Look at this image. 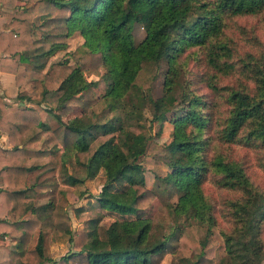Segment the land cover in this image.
I'll return each mask as SVG.
<instances>
[{"label":"trees","instance_id":"16d2710c","mask_svg":"<svg viewBox=\"0 0 264 264\" xmlns=\"http://www.w3.org/2000/svg\"><path fill=\"white\" fill-rule=\"evenodd\" d=\"M14 1L0 0L4 8H14L1 11L11 19L0 29V70L13 73L18 86L36 79L42 88L38 98L18 95V103H7L0 94V129L11 144L0 147V197L9 217L7 231L18 238L14 251L1 252L5 261L1 258L0 264L58 261L43 253L45 233L54 242L68 235L69 249L59 260L72 264H161L168 243L148 242L156 191L145 185L141 158L153 160L146 155L148 129L152 122L164 123L171 111L174 126L165 161L171 170L164 180L178 192L172 213L196 220L204 234L194 246L185 235L193 223L167 230L165 239L176 232L180 238L169 264H222L214 258L218 243L211 227L216 217L203 191L211 171L219 174L221 187L241 193L229 203L234 225L225 235L227 258L232 264H261L264 191L253 187L241 164L211 155L210 149L215 141L264 151V52H248L236 61L223 35L225 15H255L264 9V0H21L31 2L29 6ZM135 24L145 32L137 44ZM35 29L42 33L39 37H33ZM75 31L84 41L69 53L71 62L57 60L43 71L44 59ZM187 48L195 49L190 59L198 54V77L220 94L227 108L214 133L209 132L215 123L209 107L215 103L205 93L182 88L179 81ZM163 61V95L153 98L151 80ZM236 64L253 86L219 84L220 76ZM91 75H100L104 83L99 99L93 90L97 79H88ZM180 87L183 95L174 103ZM97 100L102 113L92 118L87 111ZM74 108L81 114L65 119ZM42 110L56 124L43 121ZM58 150L65 172L72 161L62 184H81L99 169L105 176L96 197L98 214L84 229L71 230L64 189L37 205L31 195L28 175L54 162ZM100 212L116 217L99 223ZM35 232L37 242L29 249ZM192 254L194 260H189Z\"/></svg>","mask_w":264,"mask_h":264},{"label":"rangeland","instance_id":"374dc122","mask_svg":"<svg viewBox=\"0 0 264 264\" xmlns=\"http://www.w3.org/2000/svg\"><path fill=\"white\" fill-rule=\"evenodd\" d=\"M21 1V0H19ZM31 5V2L27 6ZM25 6V5H24ZM225 29L224 36L228 39V44L232 50V58L236 61L251 52L254 55H259L264 52V9L255 15H225ZM35 25H37L39 20L35 19ZM42 33L35 29L33 31V37H39ZM145 32L141 24H135L132 28V36L135 44L139 43L144 38ZM84 41L83 37L78 31L72 32L66 38V43L62 48L55 51L52 55L44 59L45 66L43 71L48 69L50 64L54 61L61 60L64 58H69V53L77 45ZM195 48V47H194ZM187 48L183 58L181 59L180 65V75L179 81L184 86H189L193 90H197V93H205L215 104L209 107V110L213 112L214 116V126H212L210 133H214L220 119L227 115V108L225 104L221 101L220 94L212 91L208 85L201 81L197 73L201 70V66L198 61V54L194 53L193 59L188 57L189 52H194L195 49ZM167 62L163 61L157 70V73L151 82V96L160 97L163 95L164 90V76L166 72ZM238 65V64H236ZM103 68L100 69V72ZM88 79H97V84L93 87L94 95L99 99L100 95L104 89V83L100 75H91ZM219 81V80H218ZM248 82L251 86L252 81H248L246 74L241 72L238 65L233 71L226 75L220 76L219 84L221 86L226 84H237V83ZM22 90L18 91L17 94L11 95L8 98L7 103H18V95H26L33 98H38L40 96V91L42 84L39 80L30 79L23 82ZM182 88L180 87L175 92L174 103L180 101L183 95ZM100 103L97 100L92 104L87 111V115L99 116L102 113ZM82 110L80 108H74L70 111L65 119L72 120L81 114ZM172 111L168 114V119L164 123L152 122L148 133H150L149 141L146 148V155L154 159H158V162L153 160H146L142 157L143 165V176L144 182L147 187L154 188L156 191V196L153 200V212L151 219V228L148 233V242L164 241L168 243V250L166 256L162 260L161 264H169L170 254L179 246L180 238L177 237V232L172 236V238L165 239V234L167 230L172 229L173 225L178 223L183 225L185 223H193L192 227L188 228L185 232L190 244L197 246L200 238L203 237V228L198 227L195 224L196 220L186 218L182 215L180 218L173 216L172 208L174 202L177 200L178 192L171 183L164 180L165 174L171 169L165 163L166 158L169 157L167 143L172 139V132L174 122L172 120ZM108 116V115H107ZM147 124H149L150 113L146 111ZM40 117L43 121L50 123L51 125L56 124L54 118L48 114L45 110L40 111ZM90 117V116H89ZM150 131V132H149ZM213 145L210 149L211 155L221 154L224 160L234 161L241 164L244 173L249 177L253 187L260 191H264V151L260 148L256 149L252 146H246L239 143L233 144H221L213 141ZM55 161L48 163L41 167L40 169L32 171L28 175V183L32 187L31 195L33 196L34 203L41 204L49 199H53L54 193L57 189H64L66 191V197L68 199L67 210L70 215L71 230L84 229L88 226V219L94 217L98 214V204L96 202V197L101 189L102 184L105 181L104 173L99 169L95 175L90 178L85 179L81 184L67 186L62 184L63 175L67 172L70 167L68 164V169L64 171L63 158L61 157V151L58 150L55 153ZM62 158V159H61ZM263 160V161H262ZM219 174L215 172H210L208 179L204 183V194L206 195L208 202L213 206V211L215 214V224L211 227V236L218 243V247L214 250V258L220 261L222 264H232L227 258L225 241L226 236L231 232L233 227L232 216L230 213L231 201H235L241 196L238 190L225 189L221 187L217 179ZM100 222H104L107 219H114L115 214L100 212ZM263 239H264V222H263ZM67 236L59 239L57 241H51L50 235L45 233L43 241V253L46 257L57 259L58 261L50 262L48 264H72V262H67L59 260L60 256L67 253L69 249V244L67 241ZM37 242V233L35 232L33 238L28 244L29 248H33ZM189 260H194V255L189 256ZM43 262L42 264L46 263ZM264 264V259L262 263Z\"/></svg>","mask_w":264,"mask_h":264},{"label":"crops","instance_id":"0c3cea01","mask_svg":"<svg viewBox=\"0 0 264 264\" xmlns=\"http://www.w3.org/2000/svg\"><path fill=\"white\" fill-rule=\"evenodd\" d=\"M29 2L25 1H14V4L17 6H27ZM1 11L13 12L14 8L12 7H3L0 3V29H2V24L9 22L11 19L10 15L2 14ZM21 85V84H20ZM18 86L15 83V75L11 72H5L0 70V94L3 96L4 100L7 102L8 98L11 97L13 93L17 94L18 91L22 90V86ZM22 87V88H21ZM19 94V93H18ZM0 147L7 148L11 147V144L8 140L7 134L0 129ZM2 186V181L0 178V187ZM9 221V217L4 209L3 204L1 203L0 197V259L5 261V257L1 254L4 249L15 250L17 246V237L9 234L6 228L5 222ZM29 248V247H28ZM30 249V248H29ZM13 264H22L18 259ZM44 264H48V261Z\"/></svg>","mask_w":264,"mask_h":264}]
</instances>
